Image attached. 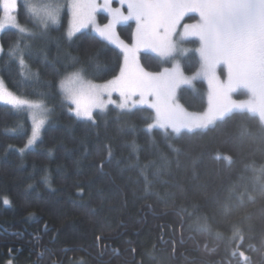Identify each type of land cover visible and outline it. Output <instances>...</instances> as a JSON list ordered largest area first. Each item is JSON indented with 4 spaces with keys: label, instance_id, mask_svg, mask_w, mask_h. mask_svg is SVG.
Returning <instances> with one entry per match:
<instances>
[{
    "label": "trees",
    "instance_id": "16d2710c",
    "mask_svg": "<svg viewBox=\"0 0 264 264\" xmlns=\"http://www.w3.org/2000/svg\"><path fill=\"white\" fill-rule=\"evenodd\" d=\"M23 5L19 24L34 35L0 34V80L48 111L40 139L26 148L31 113L0 103V264H264L259 116L237 108L214 126L180 133L148 132V108L110 105L94 114L96 124L78 120L59 88L66 70L82 68L102 84L119 74L122 54L92 46L91 31L67 40L66 12L62 27L45 34ZM133 27H119L129 42ZM17 43L23 67L9 55ZM141 61L148 71L166 66L150 53ZM183 66L191 75L197 57L189 53ZM178 101L203 112L206 83L181 88Z\"/></svg>",
    "mask_w": 264,
    "mask_h": 264
},
{
    "label": "snow or ice",
    "instance_id": "6c2138e0",
    "mask_svg": "<svg viewBox=\"0 0 264 264\" xmlns=\"http://www.w3.org/2000/svg\"><path fill=\"white\" fill-rule=\"evenodd\" d=\"M23 6L45 34L62 27L66 12L67 40L82 38L78 34L91 29L98 37V41H91L92 46L103 42L99 47L110 45L122 54L119 74L102 84L87 79L82 68L66 70L59 88L78 120L96 124L94 113H106L109 105L129 112L139 107L154 114L146 127L148 132L155 127L163 129L170 110L179 107L173 103L179 90L195 87L197 81L205 82L222 102L231 104V94L238 89L264 101V0H53L41 6L25 0ZM18 7V0H0L4 14L0 30L7 24L21 34L34 35L17 23L13 14ZM98 13L106 14V22H98ZM130 21L134 22L132 40L125 42L117 28ZM20 51L17 43L9 55L18 58L23 67ZM141 52L154 54L166 66L154 72L145 70ZM189 53L197 57V69L191 75L183 66ZM221 66L223 78L218 71ZM114 94L118 102L112 98ZM0 103L32 114L26 146L34 144L45 123V119L36 118L34 110L48 111L43 101L21 98L0 80ZM248 106L252 107L251 102ZM106 150L110 160L111 147L106 146ZM105 162L98 167L103 169ZM3 203L10 201L4 198ZM239 254L247 259L243 252Z\"/></svg>",
    "mask_w": 264,
    "mask_h": 264
},
{
    "label": "rangeland",
    "instance_id": "374dc122",
    "mask_svg": "<svg viewBox=\"0 0 264 264\" xmlns=\"http://www.w3.org/2000/svg\"><path fill=\"white\" fill-rule=\"evenodd\" d=\"M24 2H25V0H18V5L20 3L24 4ZM29 2L33 5L41 6V5L53 2V0H29ZM113 6H116V5L114 4ZM3 15H2L1 19H3ZM13 15H15L17 17V23H19L17 12L14 13ZM97 19H98V22H101V23L106 22V14L105 13H98ZM31 20H32V18H31ZM130 22H128V23H130ZM126 25L127 24L118 26L117 31L119 32V34H120L119 27H122V29H121L122 33L124 31L128 32V29L124 28V26H126ZM10 28H13V27H10L7 24H5V27L3 28V30H0V34L3 31L10 29ZM132 30L134 31V27ZM84 31H91V32L95 33L91 29H85V30H83V32ZM133 31H132V33H133ZM120 36H121V34H120ZM121 38L123 40H125L122 36H121ZM125 42H129V41L125 40ZM0 48H1V45H0ZM142 53H145V52L139 53V57H140V63L144 67V65L142 64V61H141V54ZM0 55H1V50H0ZM145 70H147V69L145 68ZM218 71H220L221 77L223 78V75H224L223 66H221V69H219ZM206 89H207V95H208V106H207L206 110H204L201 113H190V112H188L178 101V94H179V92H178L176 99L173 103L175 105H179V107H173L170 110L171 115L168 116L166 118V120L163 121V123L165 125L164 129L173 131L175 133H180L182 131L192 132V131H196V130L206 129L210 126H214L218 121L224 119L227 115L232 113L237 108L245 109V110H248L252 113H255L256 115L259 116V118L261 119V121L264 125V101H258L256 98L250 96V94L246 90L238 89L237 91H235L231 94L232 103L229 104L227 102H222V101L217 100L214 97L211 89L209 87H207V84H206ZM241 93H245V95H247L246 98H240V96L238 94H241ZM112 98L114 100H116L117 102L119 101V97L116 94H114ZM249 102H251V104H252L251 108L248 106ZM1 104H3V103H1ZM3 105H5V104H3ZM6 106H8V105H6ZM34 114H35L37 119H45V121H46L47 111L34 110ZM31 118H32V114H31ZM43 126L41 129L40 136L36 140V142L34 144H32L31 146H26V148H33L36 145V143L40 139L42 131L44 129ZM176 129H179V131H176Z\"/></svg>",
    "mask_w": 264,
    "mask_h": 264
},
{
    "label": "flooded vegetation",
    "instance_id": "af4514ba",
    "mask_svg": "<svg viewBox=\"0 0 264 264\" xmlns=\"http://www.w3.org/2000/svg\"><path fill=\"white\" fill-rule=\"evenodd\" d=\"M12 255V254H11ZM13 257V256H12ZM14 258V257H13ZM13 264V263H11ZM51 264H59V263H56V262H52ZM79 264H83V262H79Z\"/></svg>",
    "mask_w": 264,
    "mask_h": 264
}]
</instances>
